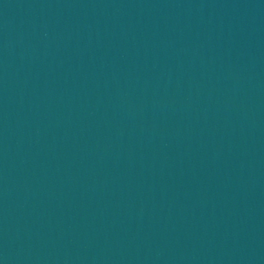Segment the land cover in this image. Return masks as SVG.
<instances>
[{
	"label": "water",
	"instance_id": "obj_1",
	"mask_svg": "<svg viewBox=\"0 0 264 264\" xmlns=\"http://www.w3.org/2000/svg\"><path fill=\"white\" fill-rule=\"evenodd\" d=\"M0 264H12V263H10V262H7V261H5V260H2V259H0Z\"/></svg>",
	"mask_w": 264,
	"mask_h": 264
}]
</instances>
